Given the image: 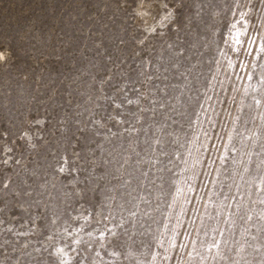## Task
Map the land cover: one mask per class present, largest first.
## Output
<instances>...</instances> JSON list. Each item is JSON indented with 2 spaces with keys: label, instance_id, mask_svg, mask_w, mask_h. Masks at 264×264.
I'll use <instances>...</instances> for the list:
<instances>
[{
  "label": "snow or ice",
  "instance_id": "snow-or-ice-1",
  "mask_svg": "<svg viewBox=\"0 0 264 264\" xmlns=\"http://www.w3.org/2000/svg\"><path fill=\"white\" fill-rule=\"evenodd\" d=\"M61 2L47 99L0 91V264H264V0Z\"/></svg>",
  "mask_w": 264,
  "mask_h": 264
},
{
  "label": "rangeland",
  "instance_id": "rangeland-1",
  "mask_svg": "<svg viewBox=\"0 0 264 264\" xmlns=\"http://www.w3.org/2000/svg\"><path fill=\"white\" fill-rule=\"evenodd\" d=\"M66 4L61 0H0V48L11 57L10 65L0 66V91L11 92V99L19 111L13 115L22 120L29 107H35L32 96L46 100L39 76L49 66L46 57L60 55L61 30H66ZM55 63V60H52ZM36 69L34 76L25 80L28 72ZM21 94L30 103H25Z\"/></svg>",
  "mask_w": 264,
  "mask_h": 264
}]
</instances>
